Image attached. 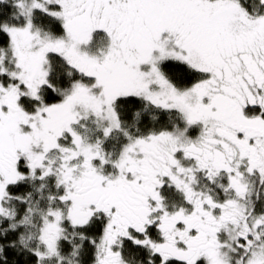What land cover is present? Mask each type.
Here are the masks:
<instances>
[{
  "label": "snow or ice",
  "instance_id": "1",
  "mask_svg": "<svg viewBox=\"0 0 264 264\" xmlns=\"http://www.w3.org/2000/svg\"><path fill=\"white\" fill-rule=\"evenodd\" d=\"M0 264H264V0H0Z\"/></svg>",
  "mask_w": 264,
  "mask_h": 264
}]
</instances>
